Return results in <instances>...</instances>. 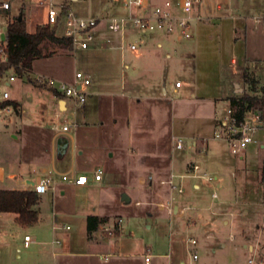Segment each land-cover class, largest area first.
Wrapping results in <instances>:
<instances>
[{"label": "crops", "instance_id": "1", "mask_svg": "<svg viewBox=\"0 0 264 264\" xmlns=\"http://www.w3.org/2000/svg\"><path fill=\"white\" fill-rule=\"evenodd\" d=\"M160 1L150 0L151 3ZM127 8L129 12L122 15L141 12L138 8ZM9 9L10 3L8 8L0 7L7 16V22L10 17L19 14L23 17L22 12H11ZM194 14L199 17H194L190 25L195 32L193 42L180 45L181 37L175 33L140 30L131 24L140 33L128 39L129 25L123 40L135 42L137 46L135 49H119V58L111 52L118 48H101L92 44L69 51L59 49L52 55L39 57L51 59L44 70L35 66L39 58L33 59L29 72L32 77L43 75L71 82L76 70L85 72L90 78L89 84L84 86L86 98L76 106L70 98L57 96L51 89L27 79L35 90L44 89L47 92L44 103L36 99L30 101L29 97L21 94H9L8 99L16 102L9 110L12 111L9 119L13 125L10 137L19 145L8 155L12 162V169L8 172L10 179L16 183L5 185L8 172L0 158V188L31 189V183L47 173L54 178V189H59L62 194L68 189L75 193L77 190L104 187L107 184L104 174H121V169L113 161L118 152L125 159L129 158L125 168L129 174L127 182L134 180L146 198L141 200L137 197L134 204L145 203L147 206L128 209V214L123 219L120 217V222L119 217H115L117 215L98 207V202L83 208L79 210V232L68 234L65 240L32 239L31 236L27 243L23 240L25 246L31 242L45 246L31 250L25 258L18 253L22 264H237L234 262H237V256L243 249L251 253L246 264H264V243L258 238L245 242L243 237V244H239L233 242L237 239L235 233H229L233 235L232 239L224 233L225 226L228 223L231 225V221L216 215L233 213L221 209L222 205H227L225 199L219 200L218 210L210 203V211L206 213L201 211L200 205H195L196 202L191 205V200L182 195L183 190L178 192L167 183L160 182L170 173L184 174L183 177H174V182L181 186L185 176L197 177L193 173L211 175L213 178L206 179L209 181L217 180L219 175L226 181L229 174L236 195H239L234 202H239L240 209L252 205L264 207V183L259 180L264 159L263 156L259 162L264 149V125L257 133L255 156L254 153L247 154V146L242 156L232 158L225 150L227 142L213 136L218 118L230 104L232 95L244 91L259 95L264 112V0H201L194 6ZM255 18L259 20L255 21ZM37 23L42 22H35L32 30L26 29L34 31ZM96 35L109 37L115 43L121 39L120 33L109 31L105 22L99 25ZM203 42H208L218 52L221 48H228V57L195 58L194 43ZM125 50L130 51L132 58H124ZM183 55L190 58H179ZM173 68L179 69L174 81L180 79L182 82L175 92L172 90L174 81L167 80ZM213 71L216 72L214 76ZM245 73L253 80H245ZM10 82L4 80L5 85H10ZM164 99H169L171 103L164 104ZM186 99L194 100L192 111H187V107L179 102ZM148 101L155 107L149 106ZM174 101L177 103L174 104ZM197 107L199 111L196 113ZM70 108L71 115L75 116L74 127L65 132L57 131L53 127L55 113L59 111L64 117ZM157 111L161 113L162 120H153ZM138 112L149 120L145 123L138 120ZM189 126L193 130L179 131L180 127ZM156 127L160 129L158 134L155 133ZM59 136L68 140L67 148L61 154L57 151ZM178 136L185 140L181 148L175 146ZM188 152L191 156H187ZM130 160H134L139 168L131 165ZM194 163L199 167L194 169ZM97 166L104 168L99 179L93 177V169ZM78 173L87 175L86 183L73 184L61 178V174ZM193 184L196 188L199 186L197 182ZM121 185L127 186L126 183ZM37 194L39 200L34 206L38 212L37 220L32 223L19 222L15 211H0V238L5 242L13 238V232L20 227L39 225L41 193ZM125 194L130 201L131 197ZM168 199L173 204L171 212L159 205V202ZM121 200L128 202L122 197ZM93 202L96 200L89 204ZM187 209L193 211L186 212ZM52 213L51 231L70 228L69 224H66L68 227L57 224L56 214ZM88 214L107 216L108 220L88 233ZM105 224L110 225L112 231L104 230ZM239 230L244 234L243 228ZM189 237L196 239L194 245L200 237V247L209 245L210 252L200 255L197 248L188 243ZM226 239L233 243L228 245ZM188 244L192 251H189ZM218 249L221 251L217 252ZM193 253L197 256L193 257ZM145 256H148L147 260Z\"/></svg>", "mask_w": 264, "mask_h": 264}, {"label": "rangeland", "instance_id": "2", "mask_svg": "<svg viewBox=\"0 0 264 264\" xmlns=\"http://www.w3.org/2000/svg\"><path fill=\"white\" fill-rule=\"evenodd\" d=\"M1 1V0H0ZM10 3V11L11 12H22L23 18L26 19L27 22V29L32 30L35 22H46V11L49 1L54 2L56 5H63L69 7L73 10L77 15L83 17H90L96 16L102 18L103 21L109 19L113 16H120L122 14H126L129 12L127 6H125V2L127 0H8ZM0 27L2 29L6 28L7 23V16L3 13V10H0ZM16 15V14H15ZM12 17H10L11 19ZM61 28V27H60ZM140 32L133 29L132 25L127 28V37L128 39H132L133 37L138 36ZM149 33L148 31L146 32ZM135 34V35H134ZM191 37L189 38H181L178 42L180 45L184 44L187 41L195 40V32L193 28H190ZM142 35V34H140ZM48 48H55L59 50L56 44L49 43ZM194 49L196 52L195 58H227L229 55L228 48H221V52H218L213 46L209 45L208 42H203L201 44L194 43ZM111 52L116 54L117 58L120 56L119 49H112ZM130 51L125 50L123 52L124 58H132L130 56ZM220 53V54H219ZM179 58H190L189 56L183 55ZM49 60L47 58H39L35 62V66L38 69L44 70L49 65ZM72 69L73 66H70ZM11 70H7V72L3 75V78L0 79V92L3 89H6L10 96L11 95H23L25 97H29L30 101H42L44 103L46 101V94L47 92L42 89L41 91H37L33 88V85L26 81L25 76L18 75L12 68ZM11 72L15 75L14 80L10 82V85H5L4 80L6 76ZM215 71H213V76ZM179 74L178 68H173L170 70L167 80L171 79L174 81L175 77ZM56 79V78H55ZM62 80V79H58ZM254 84V83H252ZM255 86H258L254 84ZM253 85V86H254ZM166 87H170V84H166ZM264 89V86H262ZM36 99V100H34ZM193 99H186L181 102V105L186 106L187 111H192L193 109ZM147 102V101H146ZM35 103V102H34ZM171 101L169 99H164V104H170ZM177 102L174 101V104ZM148 105L155 107V105L148 101ZM73 107V106H70ZM68 109L65 113L64 117L69 121H74L75 116L71 115L70 110ZM152 109V108H151ZM153 110H155L153 108ZM199 111L198 107L195 108V112ZM12 111H7L5 109H0V158L3 160V164L5 165L7 172L10 171L12 162L9 160L8 155L13 152V150L17 147L18 141H15L10 137V131H13V125L10 121L9 117L11 116ZM156 117H151L153 120H162L163 117L159 111H157ZM138 120H141L145 123V121L149 120V117L140 115L139 112L137 114ZM74 126H70L72 129ZM155 133L158 134L160 129L158 127L154 128ZM193 130V127H180L179 131H186L189 132ZM185 136V135H184ZM257 145L258 142H251L248 144L247 147V154L257 153ZM226 153L232 157L237 158L230 149L227 147ZM122 152V151H121ZM180 152L181 149H180ZM187 156H191L188 152ZM264 156V149L261 150V163L262 158ZM113 161L117 164V167L121 169V174L106 176L104 174V181H106V185L104 187L93 188L87 191H74L72 189H68L65 194L59 193V189L48 190L46 192L41 193V199L38 204V209L40 212L41 220L39 221V225H26L24 227H20L17 231L13 232V238L8 239L5 242L0 238V264H22L23 260L22 257L25 258V255L29 253L31 250L35 251L45 244H36L31 242L28 246H25L23 243L24 234H29L32 239H43V240H50L52 238L58 239L59 241H63L66 239L68 234L79 232V228L81 227V223L79 221V210L92 207L95 203L98 202V207L101 209H105L108 213L112 215H117L115 217H125L128 214V209H135V208H144L147 204L143 203L141 205H135L134 200L139 197L141 200H145V196L143 195V190L137 187L135 181L127 182L129 174L125 171L127 167V162L129 163V158L125 159L122 155H119L116 152L115 158ZM131 165L139 168L138 164L134 160H130ZM101 168L102 173H104V168ZM9 172L6 175L5 185H9L11 183L15 184V181H12L9 177ZM225 176H227L225 174ZM155 184L157 185L156 174L154 175ZM226 181H223V177L221 175L218 176L217 180L209 181L201 176H197L193 178V176H185L181 180L182 184V195L189 198L191 200V205L196 202L195 205H200V209L203 212L209 213L208 205L211 203L212 208L215 210L219 209V200L225 199L227 201V205H222L221 209L225 211H232L233 213L229 215V212H226L222 215H216L220 219L227 218L231 221V225H226L224 233L229 234L230 232L235 233L236 240L233 242H238L239 244H243V237L246 238L245 242L248 240L255 241L256 238L261 243H264V207L260 205H252L248 208H239V202H234L235 199L239 198V195H236V191L234 186L232 185V180L228 174L226 177ZM178 180L177 178L175 179ZM259 180L260 178V170H259ZM123 181V182H122ZM65 183V181H62ZM194 182L199 183V186L196 188L194 186ZM121 183H126L127 186L121 185ZM264 183V182H263ZM264 186V185H263ZM124 187V188H123ZM212 191H216L218 197L216 199H212ZM127 193L131 200L128 202L122 201L121 196L122 193ZM242 195V194H241ZM75 197V198H74ZM99 199V201L97 200ZM93 200L92 205L89 203ZM206 207V208H205ZM75 208V209H73ZM99 208V209H100ZM77 210V211H76ZM56 214L57 217V224L66 225L69 224V229H55L51 231L50 222L53 217V213ZM193 211L191 209H187L186 212ZM240 211H243L242 214ZM211 215V214H210ZM258 224V226H257ZM110 227V225H109ZM231 227V230H229ZM115 228V227H114ZM240 228L244 229V234L240 232ZM36 237V238H35ZM208 240V239H207ZM212 240V239H209ZM227 244L230 245L233 242H230L226 239ZM210 242V241H208ZM50 244V243H49ZM198 244V245H197ZM47 246V245H46ZM191 247H196L198 253L200 255L204 254L205 252H210V246L206 245L205 247H200V237L198 238V242L194 245L192 244ZM189 251L190 246L188 244ZM223 250V249H222ZM221 250L218 249L217 252ZM20 253L22 257L20 260L17 257V254ZM250 252L246 249L242 250V253L237 256V264H246L248 258L250 256Z\"/></svg>", "mask_w": 264, "mask_h": 264}, {"label": "built area", "instance_id": "3", "mask_svg": "<svg viewBox=\"0 0 264 264\" xmlns=\"http://www.w3.org/2000/svg\"><path fill=\"white\" fill-rule=\"evenodd\" d=\"M201 0H161L157 3H151L150 0H127L126 5L129 8H138L141 10L137 14H127L120 16H113L103 21L102 18L96 16L83 17L77 15L73 10L67 6L56 5L49 1L46 11V22L55 28V34L64 36L70 39L73 48H87L92 44L101 48H118L123 50L125 48L135 49L137 44L132 41H124L123 35L129 25H134L140 30H163L169 33H175L181 38H188L190 34V25L194 17H199L194 14V6ZM1 8H8L9 2L2 0L0 2ZM259 18H255L258 21ZM105 22L109 31L119 32L121 39L115 43L111 38L106 36H97L96 31L99 25ZM61 27V28H60ZM4 35V38H2ZM7 38V30L0 27V61L5 59V42ZM14 74H8L5 78L6 82L14 79ZM39 86L51 89L57 96H65L70 98L74 105H80L85 101L86 91L84 86L89 84V76L82 70L74 72L73 80L71 82L65 80H58L50 76L38 75L34 77ZM181 80L176 79L173 83V92L177 91L181 86ZM60 94V95H59ZM9 98V92L3 89L0 92V102ZM0 109L7 111L12 110L11 104H4ZM56 119L53 124L54 129L59 132H65L70 126L75 125L74 121H69L62 117L60 112L55 113ZM264 125V112L260 106L247 108L241 115H238L236 107L229 104L220 117L218 118L216 128L213 136L222 138L227 142L230 151L237 156H242L243 151L251 142H257V133ZM185 143L183 137L175 138V146L181 148ZM194 169L198 168V164H193ZM101 168L95 167L93 169V177L99 179L101 177ZM183 177L184 174L170 173V175L161 179V183H167L178 192L182 191V186L174 182V177ZM194 176H201L205 179L213 178L211 175L196 174ZM61 178L73 184H84L87 182V175L78 173L74 175L61 174ZM32 189L36 193H43L55 188L54 178L50 173L38 177L31 183ZM212 197H217L216 191H212ZM139 201H136L138 203ZM159 205L164 207L168 212L172 211V202L170 199L159 202ZM121 218H118V222ZM68 227V225H65ZM104 230L112 231L108 225L103 226ZM230 239L233 238L229 234ZM30 239L29 234L24 235V241L27 243ZM58 241V240H56ZM196 239L194 237L188 238V243L194 244ZM197 254L193 253V257ZM148 259V256H145Z\"/></svg>", "mask_w": 264, "mask_h": 264}, {"label": "trees", "instance_id": "4", "mask_svg": "<svg viewBox=\"0 0 264 264\" xmlns=\"http://www.w3.org/2000/svg\"><path fill=\"white\" fill-rule=\"evenodd\" d=\"M6 30V56L4 60L0 61V78L8 69L12 68L18 75L25 76L28 81L39 85L29 73L32 69L33 59L49 56L58 51L55 48H48L49 43L50 45L56 44L58 48L66 51L73 48L70 39L56 35L55 28L47 22L37 23L34 31H28L25 19L23 17L17 19L15 16L8 20ZM244 78L245 80H253L248 73H245ZM53 93L56 92L53 91ZM229 102L236 107L238 115H241L247 108L260 106L262 98L255 93L244 91L239 95H232ZM8 103L16 105L14 100L6 99L0 102V106ZM260 178L264 182V159L261 165ZM38 200L39 196L32 188H0V211L17 212L18 221L21 223H32L37 220L38 212L34 206ZM107 220V216L88 214L86 216L87 232L90 233L97 229L100 224Z\"/></svg>", "mask_w": 264, "mask_h": 264}, {"label": "water", "instance_id": "5", "mask_svg": "<svg viewBox=\"0 0 264 264\" xmlns=\"http://www.w3.org/2000/svg\"><path fill=\"white\" fill-rule=\"evenodd\" d=\"M21 18H22V16H21V14H19L17 16V19H21ZM2 38H4V35H2ZM67 144H68L67 138L65 136H59L57 139V151H58V153H60V154L63 153L67 148ZM121 197H122V199H124L126 201H128V199H129L125 193H123Z\"/></svg>", "mask_w": 264, "mask_h": 264}]
</instances>
